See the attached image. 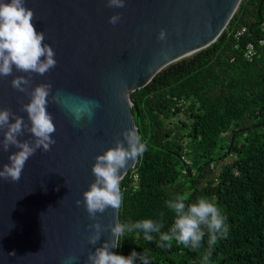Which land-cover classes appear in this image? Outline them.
<instances>
[{"label":"water","instance_id":"1","mask_svg":"<svg viewBox=\"0 0 264 264\" xmlns=\"http://www.w3.org/2000/svg\"><path fill=\"white\" fill-rule=\"evenodd\" d=\"M241 2L125 0L124 8L110 9L106 0H25L34 13L36 31L44 33V43L53 48L57 61L45 75L32 74L29 88L52 86L47 111L56 128L55 144L29 158L19 181L0 180V264H65L69 257L75 259L68 264H87L88 253L109 239L115 241L107 228L120 223L121 207L97 213L96 220L88 217L84 207L83 193L95 180L91 173L95 158L115 146L114 137L123 140L124 131L139 130L134 93L168 66L214 44ZM116 14L121 20L113 26L108 20ZM162 29L167 33L163 42L157 39ZM17 76L27 74L14 69L11 76L0 77V110L11 109L29 123L20 110L29 97L11 87ZM57 94L99 101L100 107L92 119L76 124L67 108L51 102ZM258 127L239 129L228 153L238 133ZM18 139L28 140L31 135ZM16 151L14 147L0 151V170ZM136 163L129 162L121 172L123 179ZM94 223L104 230L92 246L89 226ZM109 251L116 254L117 247Z\"/></svg>","mask_w":264,"mask_h":264},{"label":"trees","instance_id":"2","mask_svg":"<svg viewBox=\"0 0 264 264\" xmlns=\"http://www.w3.org/2000/svg\"><path fill=\"white\" fill-rule=\"evenodd\" d=\"M249 44L256 47L252 61L245 57ZM134 100L147 148L120 183V223L163 221L167 232L174 213L166 201L207 198L228 228L207 264H264V0H242L214 44L162 70ZM256 125L238 133L228 153L232 136ZM153 235L149 242L142 232H126L116 255L135 251L149 264H205L207 233L197 250L175 240L158 247Z\"/></svg>","mask_w":264,"mask_h":264},{"label":"clouds","instance_id":"3","mask_svg":"<svg viewBox=\"0 0 264 264\" xmlns=\"http://www.w3.org/2000/svg\"><path fill=\"white\" fill-rule=\"evenodd\" d=\"M106 7L124 8L125 0H106ZM34 13L25 6V0H0V77H8L13 70L27 74L17 76L11 80V87L18 92L26 93L29 97L27 104H22L21 111L25 112L28 122L22 117L16 116L11 109L0 110V151L7 152L10 147L18 149L11 154L9 163L3 165L0 170V180L17 182L26 162L38 149L44 152L51 150L55 144L52 138L56 131L53 117L47 111L50 103L51 84H40L29 91L32 84V74L45 75L56 67L55 52L53 48L44 43L45 35L37 32L34 25ZM121 20L119 14L112 15L108 23L115 26ZM158 41H166L167 33L161 30ZM166 56V52L161 53ZM51 102L67 108L76 124L84 119H92L95 109L100 107L99 101L82 100L75 97L62 98L59 94L53 96ZM14 121V122H12ZM25 133H30L31 139L21 141L18 139ZM123 140L114 137V147L106 150L95 158L91 173L95 180L90 184L89 190L83 193V202L88 217L97 219V213H104L106 209H119L122 204L120 183L123 179L121 172L125 173L129 162H135L142 157L147 145L141 142V136L135 128L121 133ZM126 145V146H125ZM187 197L178 195L173 200L166 201V206L174 213V223L169 231L164 232L163 221L145 219L135 223L109 225L107 230L115 241L109 239L95 252L88 253L87 264H135L139 260L141 264H149L148 258L138 255L133 251L130 256L124 257L113 254L111 248L118 247L120 237L127 233H143L145 241H153L154 235L158 236V247H171L172 241L185 248L197 250L201 248L202 241L207 233L208 251L203 255L207 264L213 245L218 239L227 236L228 228L225 217L220 209L207 198H200L195 203H187ZM81 201L77 200L79 206ZM93 231L88 243L95 246L101 238L102 229L99 223L89 226ZM9 255H14L11 253ZM74 257H69L68 264Z\"/></svg>","mask_w":264,"mask_h":264},{"label":"built area","instance_id":"4","mask_svg":"<svg viewBox=\"0 0 264 264\" xmlns=\"http://www.w3.org/2000/svg\"><path fill=\"white\" fill-rule=\"evenodd\" d=\"M246 31H247L246 28L238 31L237 34H236V37L240 38L241 36H243L246 33ZM255 56H256V47L253 44H249V46L247 47V51H246L245 57L248 60L252 61L255 58Z\"/></svg>","mask_w":264,"mask_h":264}]
</instances>
